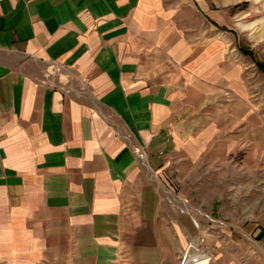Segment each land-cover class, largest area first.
I'll return each mask as SVG.
<instances>
[{
  "label": "crops",
  "instance_id": "crops-1",
  "mask_svg": "<svg viewBox=\"0 0 264 264\" xmlns=\"http://www.w3.org/2000/svg\"><path fill=\"white\" fill-rule=\"evenodd\" d=\"M217 16L204 0H0V264L177 263L194 228L165 195L236 81Z\"/></svg>",
  "mask_w": 264,
  "mask_h": 264
},
{
  "label": "rangeland",
  "instance_id": "rangeland-1",
  "mask_svg": "<svg viewBox=\"0 0 264 264\" xmlns=\"http://www.w3.org/2000/svg\"><path fill=\"white\" fill-rule=\"evenodd\" d=\"M204 2L218 11L215 28L236 81L229 116L220 113L216 133L182 167V197L165 195L194 228L182 235L176 264H264L257 236L264 233V72L255 64H264V0Z\"/></svg>",
  "mask_w": 264,
  "mask_h": 264
},
{
  "label": "trees",
  "instance_id": "trees-1",
  "mask_svg": "<svg viewBox=\"0 0 264 264\" xmlns=\"http://www.w3.org/2000/svg\"><path fill=\"white\" fill-rule=\"evenodd\" d=\"M221 29H222V30H226L224 27H221ZM238 51H239L242 55L247 56L248 58L254 59V61L256 60V59L254 58L253 53H252L250 50H248V49H246V48H244V47L238 46ZM255 64H256V68H257L258 71H260V72H264V64H263L262 62L255 61ZM257 234H258V233H257ZM257 236H258L259 238H260V237H263V236H264V233H263V232H260Z\"/></svg>",
  "mask_w": 264,
  "mask_h": 264
},
{
  "label": "built area",
  "instance_id": "built-area-1",
  "mask_svg": "<svg viewBox=\"0 0 264 264\" xmlns=\"http://www.w3.org/2000/svg\"><path fill=\"white\" fill-rule=\"evenodd\" d=\"M179 201H181L182 202V199H179ZM195 223V222H194ZM182 260H183V257L181 258Z\"/></svg>",
  "mask_w": 264,
  "mask_h": 264
}]
</instances>
